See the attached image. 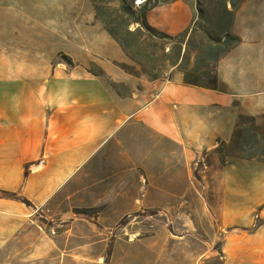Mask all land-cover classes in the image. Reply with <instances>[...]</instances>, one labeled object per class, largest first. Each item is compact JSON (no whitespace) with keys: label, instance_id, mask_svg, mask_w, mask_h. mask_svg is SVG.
<instances>
[{"label":"crops","instance_id":"1","mask_svg":"<svg viewBox=\"0 0 264 264\" xmlns=\"http://www.w3.org/2000/svg\"><path fill=\"white\" fill-rule=\"evenodd\" d=\"M21 9L12 7L22 29L0 32V190L31 204L0 197V264H98L95 251L109 248L111 233L114 246L136 241L113 224L141 208L143 186L152 204L170 199L175 173L187 176L200 152L229 142L240 116L264 122V0L236 8L231 31L241 41L218 61L217 89L186 84L176 67L171 79L124 71L118 64L129 55L94 4H41V20ZM193 17L183 0L147 12L171 35ZM223 169L238 200L225 192L220 224L252 227L228 232L226 264H264V223L255 221L264 222V163ZM51 210L55 235L38 215ZM169 245L173 263L188 262V241Z\"/></svg>","mask_w":264,"mask_h":264},{"label":"rangeland","instance_id":"2","mask_svg":"<svg viewBox=\"0 0 264 264\" xmlns=\"http://www.w3.org/2000/svg\"><path fill=\"white\" fill-rule=\"evenodd\" d=\"M126 1L127 4H133L138 8L139 1L143 2L142 4H153L157 0ZM183 1L193 8L194 17L191 23L198 16L197 6L208 10L215 8L221 2V0ZM41 4H78L79 8L82 7V4H94L95 9L97 5L109 6L114 9L119 8L123 4V0H0V32L4 33V30L7 29V35L10 34L12 37L15 35L12 33L14 28L19 26L22 29L23 27L19 16H14L12 7H15V11L17 7L22 8L21 10L26 8L31 16L26 11L21 14L30 16L28 18L36 17L41 20ZM34 26L32 25L31 28ZM37 32L38 30L36 31L34 28L31 30V34H37ZM185 46L186 44H184V49ZM189 49L194 54V47L190 46ZM153 64L144 65V68L151 72ZM118 65L129 73L151 78L148 74L143 73V67L130 56L127 62ZM192 66L186 62L175 66L171 62H163L158 66L157 72L161 74L160 77H168L172 75L170 70L172 67H176L180 71L184 67L189 72L192 70ZM91 67L94 71L101 72L97 64H92ZM201 70L204 71L206 68L201 67ZM200 82L207 84L208 79L202 77ZM118 89L121 92L130 90L124 84H119ZM240 160H255L264 163V122L258 124L250 116L239 117L233 138L229 142H219L216 149L200 152L190 167L191 169H188L190 173L187 170V176L182 171L175 173L179 184L172 186L174 195L170 199L159 198L152 204V200L143 186L141 208L119 218V221L113 224L114 228H119L123 240L133 237V240L136 241L114 246L112 240L116 233H111L112 239L109 248L95 251L96 255L99 254L103 257L98 264H176L173 263L172 249L169 245L172 240L189 242L190 256L188 262H184V264H226L229 254L224 249V245L228 232L234 229H252V227L239 224L222 227L219 220L224 206L225 192L231 199L238 200L236 193H230L226 187L222 176L223 168ZM156 197L158 198V196ZM243 201H246V198ZM47 215L58 217L52 210L47 212ZM109 219L111 218H105L103 223L112 224L113 221L111 222ZM255 221L256 224L264 223L260 217Z\"/></svg>","mask_w":264,"mask_h":264},{"label":"trees","instance_id":"3","mask_svg":"<svg viewBox=\"0 0 264 264\" xmlns=\"http://www.w3.org/2000/svg\"><path fill=\"white\" fill-rule=\"evenodd\" d=\"M172 1L175 0L163 2L157 0L153 4H142V2L136 8L133 4H127V1L123 0V4L114 9L97 5L96 12L106 30L130 58L143 67V73L148 74L151 79L160 78L161 74L157 71L158 66L163 62H171L174 66L186 62L193 65L189 72L183 67L186 84L217 89V63L223 55L241 41V38L231 31V26L235 10L242 0H221L215 8L208 10L197 6L198 16L195 21L177 35L161 31L147 20V12L151 7ZM134 25L136 26L133 27ZM184 44H186L185 49ZM169 45L172 46L169 47ZM190 46L194 47V54L190 51ZM61 57L68 59L64 54H61ZM149 63H154L151 72L144 68V65ZM93 65L96 64L93 63ZM97 67L101 71L99 74H103V70ZM201 67H205L206 70H201ZM202 77L208 79L207 84L200 82ZM168 78L171 79V76L169 75ZM118 85L113 82L117 90ZM0 197L19 199L28 205L31 204L26 197L16 192L0 190Z\"/></svg>","mask_w":264,"mask_h":264},{"label":"built area","instance_id":"4","mask_svg":"<svg viewBox=\"0 0 264 264\" xmlns=\"http://www.w3.org/2000/svg\"><path fill=\"white\" fill-rule=\"evenodd\" d=\"M138 3L140 4L141 2L139 1ZM38 215H39L40 220H42L43 226L47 228L48 232L52 235L57 234L58 227H59L58 218L49 216L45 214L44 212H40Z\"/></svg>","mask_w":264,"mask_h":264}]
</instances>
